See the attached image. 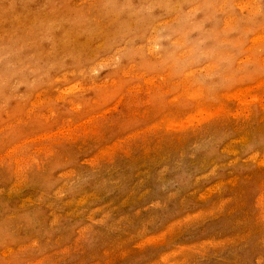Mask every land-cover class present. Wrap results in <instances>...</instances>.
<instances>
[{
	"label": "rangeland",
	"instance_id": "1",
	"mask_svg": "<svg viewBox=\"0 0 264 264\" xmlns=\"http://www.w3.org/2000/svg\"><path fill=\"white\" fill-rule=\"evenodd\" d=\"M0 264H264V0H0Z\"/></svg>",
	"mask_w": 264,
	"mask_h": 264
}]
</instances>
